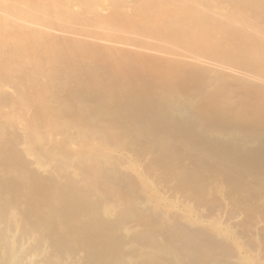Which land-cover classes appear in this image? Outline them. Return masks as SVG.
I'll use <instances>...</instances> for the list:
<instances>
[{
  "label": "bare ground",
  "instance_id": "bare-ground-1",
  "mask_svg": "<svg viewBox=\"0 0 264 264\" xmlns=\"http://www.w3.org/2000/svg\"><path fill=\"white\" fill-rule=\"evenodd\" d=\"M44 1L0 0V264H264V0Z\"/></svg>",
  "mask_w": 264,
  "mask_h": 264
},
{
  "label": "rangeland",
  "instance_id": "rangeland-1",
  "mask_svg": "<svg viewBox=\"0 0 264 264\" xmlns=\"http://www.w3.org/2000/svg\"><path fill=\"white\" fill-rule=\"evenodd\" d=\"M41 1H42V0H41ZM48 1H49V0H47V2H48ZM52 1H53V0L49 1L47 4H46V1H44V2H45V5H44L43 7H46V5H48V4L51 3ZM58 1H59V0H58ZM60 1H61V0H60ZM60 1H59L58 3L61 5V2H62V1H61V2H60ZM63 1H64V0H63ZM65 1H67V2L65 3ZM65 1H64L65 4L63 3L64 5H66V4L68 3L69 0H65ZM72 1H75L74 3L72 2L73 4L77 3V4H75V5H76V6H79V7H77V8H79V11H80V12H84V11H83V7H84L85 5L83 6L82 4L87 3L88 0H87V1H84V2H83V0H80V1H79V0H72ZM90 1H91V0H89V2H90ZM93 1H94V3L96 2V4L92 3L91 5L94 4V5L96 6V7H95L96 9H98V7H99V9L101 8V11L105 14V16H107V15H109V14H110V16H111V15L113 14V13H112V12H113V8H112V6L114 5V0H108V1L103 0V1H104L103 3H101L102 0H96V1L93 0ZM93 1H92V2H93ZM55 2H56V0H55ZM89 2L86 4V6L89 5ZM107 2H108V4H109L110 6H107V5H108ZM52 3H53V2H52ZM56 3H57V2H56ZM56 3H53V4H56ZM63 4H62V5H63ZM103 4H104V5H103ZM60 5H57V6L59 7ZM80 5H82V7H80ZM94 5H93V6H94ZM105 5H106V6H105ZM122 5H123V8H124L125 11H126V14H127V15H130L129 17H134V15L137 16L136 14H138V11L142 8V5H143V4H142L141 0H123ZM86 6H85V7H86ZM102 6L105 7L108 11H107L106 9H105L106 11H104V8H103V10H102ZM58 7H57V8H58ZM85 7H84V8H85ZM46 8H47V7H46ZM59 8H60V7H59ZM59 8H58V9H59ZM62 8H63V6H62ZM62 8H61V9H62ZM80 8H82V9H80ZM135 8H136V9H135ZM48 9H50V8H47V9L43 8L42 10L45 12V14H46V12H48L47 14H49V11L51 12V10L48 11ZM58 9H57V10H58ZM111 9H112V12H109V11H111ZM43 11H42V12H43ZM44 12H43V13H44ZM135 13H136V14H135ZM132 15H133V16H132ZM107 17H108V16H107ZM44 80H45V79H43V81H44ZM8 81H9V80H8ZM8 81H4V82L7 84V86H6V84H5L4 82H1V83H0V85H1V87H2V88L0 87V93L6 91L5 94L7 93L6 95H8V96L10 95V98L13 99V100H15V99L18 97V93H17V92H18V88H16V86H15V88H14V86H12V87H13V88H12L10 85L15 84V83H14V82L11 83V81H10L9 83H7ZM15 85H16V84H15ZM4 86H5V87H4ZM3 87H4V88H3ZM17 87H18V86H17ZM27 87H28V86H27ZM27 87H26V86H21L20 89H22L23 91H25V92H27V93L29 92V94H30V93H31V94L34 93V91H35L34 87H31V88H28V89H27ZM16 89H17V90H16ZM10 92H11L12 94H11ZM0 96H1V95H0ZM9 108H11V106H9V107L7 106V109H9ZM27 111H28V112H27ZM26 112H27V113H26ZM26 112H25V113H26L25 115H26V117H28V116L31 115L32 110H31V109H30V110H26ZM22 132H24V128H22ZM58 136H59V135H58ZM59 137H60V136H59ZM127 155H128V154H127ZM30 157H31V159H32L33 162L36 160V158H35L34 156H33V157L30 156ZM34 165H35V164H34ZM166 193H169V191L166 192ZM228 208H229V205H228L227 209H228ZM243 217H244V218H243ZM237 220H238V221H237ZM244 220H245V214H244V213H243V214L240 213V214H238L235 218L232 219V222H235L236 224H238V223H240V222H243ZM259 223H260V224H259ZM259 223H257L256 225H258V226L260 225L261 227L264 225V224H263L264 222H259Z\"/></svg>",
  "mask_w": 264,
  "mask_h": 264
}]
</instances>
